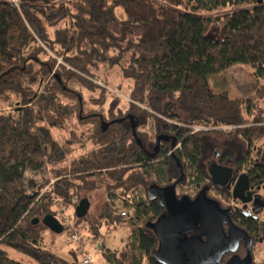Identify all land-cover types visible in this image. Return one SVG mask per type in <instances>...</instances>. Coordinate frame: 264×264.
Wrapping results in <instances>:
<instances>
[{
  "label": "trees",
  "instance_id": "trees-1",
  "mask_svg": "<svg viewBox=\"0 0 264 264\" xmlns=\"http://www.w3.org/2000/svg\"><path fill=\"white\" fill-rule=\"evenodd\" d=\"M237 63L264 94V0H0V264H79L43 248L42 219L94 191L106 195L99 210L76 223L94 238L102 227L129 228L120 249H102L103 264H162L148 224L163 207L148 188L183 177L194 197L211 185L206 140L233 169L216 198L263 243L264 217L223 204L242 173L264 189V107L209 81ZM102 67L132 81L129 100L100 81ZM29 170L43 174L38 189Z\"/></svg>",
  "mask_w": 264,
  "mask_h": 264
},
{
  "label": "water",
  "instance_id": "water-1",
  "mask_svg": "<svg viewBox=\"0 0 264 264\" xmlns=\"http://www.w3.org/2000/svg\"><path fill=\"white\" fill-rule=\"evenodd\" d=\"M131 122L133 127L137 126L132 118ZM108 125L103 121V130ZM162 138L167 139L160 135L155 151ZM209 172L214 184L230 186L232 168L214 163ZM148 195L157 198L163 207L157 219L148 224L158 238L153 256L162 264H221L227 253L232 255L224 264H255L253 237L233 222L230 208H224L217 199L207 195V187L195 197L188 194L178 197L175 184L160 186L153 183L148 188ZM251 195L249 177L242 173L233 184L232 197L248 203ZM88 210L89 200L82 198L75 207V215L85 217ZM39 221V218L33 220L34 223ZM42 223L54 233L64 230L62 222L53 214L45 215ZM242 241L246 246L244 257L237 253Z\"/></svg>",
  "mask_w": 264,
  "mask_h": 264
},
{
  "label": "rangeland",
  "instance_id": "rangeland-1",
  "mask_svg": "<svg viewBox=\"0 0 264 264\" xmlns=\"http://www.w3.org/2000/svg\"><path fill=\"white\" fill-rule=\"evenodd\" d=\"M65 7L64 2L61 4V9L58 13L51 15V22L53 24L58 23V19L60 18L61 12H63ZM250 67L244 63H237L233 66L227 68L226 70L211 75L209 77L210 83L219 89L226 90L232 95L236 97H255L256 100H258V103L264 107V94L258 95L255 90V82L250 74ZM100 81L104 79H108L109 81V87L113 93H116V89L120 90L119 94L122 96L124 100L130 99V94L133 92L134 86L131 80L123 79L121 76L120 71L117 68L108 69L106 67H102L101 72L99 74ZM111 92V93H112ZM137 97V96H136ZM111 99L112 96H109ZM205 146L208 148L207 150L209 152H206L203 158V161L205 162L206 166L209 167L210 164L213 163L215 157L214 152L217 150H221L219 148V144H215L213 142H210L209 140H206ZM82 152V148H77L76 153L79 154ZM218 159V157L216 158ZM215 159V160H216ZM217 163L218 160H216ZM220 164V163H219ZM27 176L31 178L36 186V189H38L40 186H42L44 178L42 177L43 174L40 173H34L33 171H27ZM154 176V175H153ZM157 177L154 176V181L157 180ZM191 181V180H189ZM53 182V181H52ZM51 182V183H52ZM192 182H189L185 185H182L178 187V193L179 194H188V195H194L197 192V189H195L192 186ZM212 194L217 193L215 191L212 192ZM215 195V196H216ZM105 193L103 191H94L92 193L88 194L89 198V210L88 213L90 214H96L99 210L100 205L105 199ZM217 198L219 197L216 196ZM233 198V197H232ZM236 200V199H235ZM231 199L223 200L224 205H230ZM64 207V208H63ZM55 216L58 219H62L63 216H70V221L77 226V231L80 235L86 237V234H89V237L92 239L94 238L88 231V227L84 222L77 224L75 221V207L73 204H64L61 200L58 201ZM64 218V217H63ZM129 234V228L124 225H119L113 229L107 230L106 227L101 228V235L99 237L95 238L96 243L100 241L101 247L100 250L96 253L92 254V264H103L104 258L102 254V249L109 248V249H120ZM67 231L64 229L60 233H54L51 230H46L45 237H44V246L43 248L50 252L51 254L55 255L59 259H64L68 261H72L77 256L78 262L80 258V253L77 250L78 247L75 243H67ZM8 254L10 257L14 259H18L22 262H28V257L22 253H18L15 250L8 248L7 249ZM75 252V254L73 253ZM253 259L255 261V264L258 261L257 259H260L264 257V242H259L254 245L252 250ZM33 264H37L34 263ZM260 264V263H257Z\"/></svg>",
  "mask_w": 264,
  "mask_h": 264
},
{
  "label": "flooded vegetation",
  "instance_id": "flooded-vegetation-1",
  "mask_svg": "<svg viewBox=\"0 0 264 264\" xmlns=\"http://www.w3.org/2000/svg\"><path fill=\"white\" fill-rule=\"evenodd\" d=\"M216 158V156H215ZM216 163L217 165L219 166H224L222 164H219L216 162V160L214 159L213 163L210 164V166L208 167V171L210 170V168L213 166V164ZM210 173V172H209ZM233 174V172H232ZM211 175V174H210ZM232 178V177H231ZM237 180V179H236ZM235 180V181H236ZM234 181V183H235ZM183 182V177H180L178 179H175L169 183H165V184H162L161 186H166V185H171V184H175V188H176V191H178V187L182 186ZM250 182V181H249ZM232 183V179H231V182ZM228 186V184H225L223 186ZM223 186H219V185H216L212 182V184L210 185L209 183H206L202 188L204 187H207V195L211 198H214V199H217L216 196L218 195H214L212 194L213 191H217L216 188L218 187H223ZM201 188V189H202ZM250 191H252V195H251V200L248 202V203H243L241 202L240 200H237V202L239 203V205H235V210L238 212V213H246L247 216H253L254 218H259V219H263L264 217V189L261 188L260 186H256V185H253L250 183ZM198 194V193H197ZM196 194V195H197ZM184 194H179L177 192V196L180 197ZM195 197V196H194ZM218 200V199H217ZM219 201V200H218ZM224 208H227L226 206H223ZM226 227V226H225ZM244 244L245 245V242L242 241L241 242V245ZM240 245V246H241ZM253 247H254V243H253V246H252V250H253ZM245 249H246V246H245ZM244 257V256H242Z\"/></svg>",
  "mask_w": 264,
  "mask_h": 264
},
{
  "label": "built area",
  "instance_id": "built-area-1",
  "mask_svg": "<svg viewBox=\"0 0 264 264\" xmlns=\"http://www.w3.org/2000/svg\"><path fill=\"white\" fill-rule=\"evenodd\" d=\"M231 205H239L237 200L231 198ZM64 208V207H63ZM124 215V213H123ZM64 217V218H63ZM59 220L62 222L64 229L67 231V243H75L80 253L79 264H92V254L100 250L101 243H96L95 238H90L89 234L82 236L77 231V226L70 221V216H63ZM257 263L264 264V257L257 259ZM255 262V261H254ZM256 263V264H257Z\"/></svg>",
  "mask_w": 264,
  "mask_h": 264
}]
</instances>
